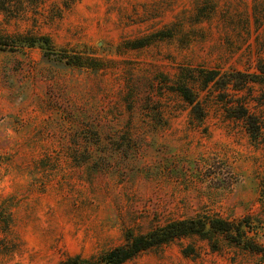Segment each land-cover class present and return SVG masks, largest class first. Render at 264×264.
I'll use <instances>...</instances> for the list:
<instances>
[{
  "label": "rangeland",
  "instance_id": "rangeland-1",
  "mask_svg": "<svg viewBox=\"0 0 264 264\" xmlns=\"http://www.w3.org/2000/svg\"><path fill=\"white\" fill-rule=\"evenodd\" d=\"M10 1L2 29L48 37L54 51L93 68L36 47L0 51V264L83 263L127 232L204 216L249 217V236L264 247V140L227 119L216 92L198 120L156 83L181 65L224 73L264 58V19L251 17L264 0ZM169 30L171 38L153 37ZM249 107L264 137V104ZM215 237V251L194 236L124 264H263Z\"/></svg>",
  "mask_w": 264,
  "mask_h": 264
},
{
  "label": "trees",
  "instance_id": "trees-1",
  "mask_svg": "<svg viewBox=\"0 0 264 264\" xmlns=\"http://www.w3.org/2000/svg\"><path fill=\"white\" fill-rule=\"evenodd\" d=\"M10 2V0H0V16L3 17L2 22L5 25L9 24L11 12L14 11L12 6H9ZM207 3L213 4L212 0L207 1ZM255 3L254 1L251 9V17L254 22L260 17L264 19V9L260 13ZM245 25L246 27L250 26L249 19L245 20ZM173 35V30H169L158 32L153 37H156V40H164L171 38ZM148 40L146 38L136 41L132 43L129 49L135 50L145 47L149 44ZM35 47L40 50L44 58L58 57L60 61L68 66L93 68L92 66L88 67L84 62L90 60L88 57L79 54L66 55L54 51L48 37L9 34L2 29L0 23V51H15L21 48ZM246 48H248L247 53L249 55L252 49L251 44L247 43ZM261 48L264 49L263 46ZM95 69H98V67H95ZM220 71L216 68L181 65L177 67L172 80L166 76H161L156 80V83L161 86L160 90L168 91L177 96L185 106L190 108L189 114L198 120L205 118L210 102H220L227 119L240 122L252 142H263L261 122L250 111L249 104L255 103L257 106L264 104V58L259 55L255 59L248 57L245 70L232 69L224 73ZM255 86L260 91L258 97H252ZM214 92H216V99L213 98L210 101L208 98H211V94ZM243 92L247 93V96ZM252 223L249 217L238 221H229L213 216L169 221L162 227L152 229L145 234L133 235L127 232L124 235L123 244L102 252L95 259L83 263L78 259H67L63 264H124L141 252L166 245L175 240L194 236L206 240L211 250L215 251L218 248L216 235H221L229 244L260 255L264 264V247L249 236ZM258 229L264 234L262 226L259 225Z\"/></svg>",
  "mask_w": 264,
  "mask_h": 264
}]
</instances>
